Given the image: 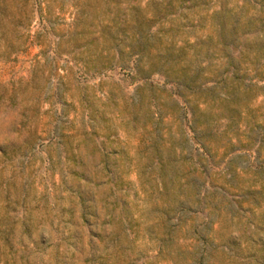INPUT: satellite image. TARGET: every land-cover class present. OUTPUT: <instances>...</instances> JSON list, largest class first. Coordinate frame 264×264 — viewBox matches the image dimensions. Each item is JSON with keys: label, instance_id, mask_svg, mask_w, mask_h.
<instances>
[{"label": "rangeland", "instance_id": "374dc122", "mask_svg": "<svg viewBox=\"0 0 264 264\" xmlns=\"http://www.w3.org/2000/svg\"><path fill=\"white\" fill-rule=\"evenodd\" d=\"M263 180L264 0H0V264H264Z\"/></svg>", "mask_w": 264, "mask_h": 264}, {"label": "trees", "instance_id": "16d2710c", "mask_svg": "<svg viewBox=\"0 0 264 264\" xmlns=\"http://www.w3.org/2000/svg\"><path fill=\"white\" fill-rule=\"evenodd\" d=\"M130 10H133L132 11V13H131V18L133 19V22L137 25V26H141V24L142 23H144V22H146L147 20H148V18L147 19H145V17L144 16H139L138 15V12H137V9L134 7V6H132V7H130ZM140 17V18H139ZM237 72H238V70L236 69V70H234V75L235 76H237L238 74H237ZM173 81H175L176 83H178V81H180V79L178 78V77H173ZM182 81H184V80H182ZM186 83H188V82H186ZM261 188H264V180H263V182H261V186H260Z\"/></svg>", "mask_w": 264, "mask_h": 264}]
</instances>
